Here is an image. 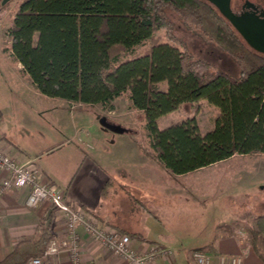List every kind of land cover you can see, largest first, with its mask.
Instances as JSON below:
<instances>
[{
	"label": "trees",
	"instance_id": "16d2710c",
	"mask_svg": "<svg viewBox=\"0 0 264 264\" xmlns=\"http://www.w3.org/2000/svg\"><path fill=\"white\" fill-rule=\"evenodd\" d=\"M167 8L236 59L241 73L212 70L181 49ZM162 30L168 42L155 37ZM7 34L12 58L45 96L114 111V102L129 93L146 120L149 144L143 152L173 174L235 155L264 154V54L207 0H21ZM146 40L150 46L135 52ZM201 99L218 108L211 130L202 134L196 115L159 127L160 118ZM258 218L251 238L264 259V215ZM53 238L52 226H44L37 241L0 264L43 257Z\"/></svg>",
	"mask_w": 264,
	"mask_h": 264
},
{
	"label": "crops",
	"instance_id": "0c3cea01",
	"mask_svg": "<svg viewBox=\"0 0 264 264\" xmlns=\"http://www.w3.org/2000/svg\"><path fill=\"white\" fill-rule=\"evenodd\" d=\"M1 14L2 11L0 16ZM21 66L23 68L22 64ZM23 72L24 79L29 78L32 83L24 68ZM32 92L45 97L38 90ZM61 102L60 107L68 109L71 113L73 110L91 108L89 105L65 99H61ZM69 105L78 108L71 109ZM0 108L2 109L1 106ZM106 116L111 119L109 115ZM9 119L3 112L0 121V150L20 164L35 162L42 178L64 190L74 208L85 210L99 225L109 226L129 235L132 246L138 252L156 254L151 264H196L193 252L200 249L208 251L213 256V264H219L220 256L238 255L244 248H248L249 253L244 257L243 264H264V259L251 238V231L257 227L258 217L264 215V210L257 209V201L264 202L263 153L235 155L182 175L173 174L151 159L153 165L164 170L171 180L163 185L159 177L156 185L154 184L155 189L148 187L147 183H142L146 195L163 196L165 200L162 205L153 203L147 205L138 199L144 211L158 217L156 207L161 206L164 207L166 216L172 220L176 210L175 203H187L186 208L190 207L191 210L186 215L195 220L194 224L206 231L210 228L212 230L208 237H204L203 233L182 245L175 240L164 243L150 238L142 231L140 216L118 218L116 222H111L96 213L94 197L88 198L86 190L90 185H96L95 190H98L105 182L104 174L91 157L83 158L78 151L68 147L70 140L58 142L46 139V141L42 135L37 136L32 126L39 129L42 126L37 125L36 120L26 112L14 117L13 124H8ZM82 129L76 127L75 133L78 134ZM79 140L82 141L81 138ZM0 176L3 175L0 173ZM134 180L137 183L140 181L135 178ZM29 192V187L11 188L0 198V262L18 247L27 248L28 244L37 241L44 226H52L54 238L57 240L65 238L67 234L63 213L49 201H43L36 207L28 206ZM188 204L195 205L196 208H191ZM204 219L206 221H202ZM212 223L216 224L213 226ZM76 230L80 237L83 264H129L92 238L83 226L79 225ZM165 249L173 252L161 253ZM58 260L60 264H69L67 252L61 253Z\"/></svg>",
	"mask_w": 264,
	"mask_h": 264
},
{
	"label": "rangeland",
	"instance_id": "374dc122",
	"mask_svg": "<svg viewBox=\"0 0 264 264\" xmlns=\"http://www.w3.org/2000/svg\"><path fill=\"white\" fill-rule=\"evenodd\" d=\"M244 1L233 0L234 9L239 11ZM20 2L21 0L9 2L0 16V106L5 115L10 118L8 124H13L14 117L26 112L36 120L37 125L42 126V129L32 126L37 136L42 135L45 140L58 142L70 140L68 147L78 151L83 158L91 157L104 174L105 182L98 190H95L96 185H90L86 192L88 198L93 199L94 197L96 213L104 220L116 222L118 218L127 219L140 216L139 223L142 231L146 232L150 238L164 243H168V240H175L182 245L203 233H205L204 237H208L212 231L211 228L206 231L194 224L195 220L186 215L191 210L190 207L186 208L187 203H175L176 210L174 216L172 215V220L166 216L164 207H156L158 215L156 217L146 213L139 203L138 199L147 205L164 204L163 196L146 195L141 185L147 183L148 187L155 189L154 184L156 185L155 182L159 177L163 185L167 184L171 178L160 167H155L154 162L152 163V160L142 152L143 149L148 148L149 144L146 120L143 112L133 108L129 93L114 102L117 106L114 112L108 111L101 104H96L89 109L73 110L71 113L68 109L60 107L62 98L38 96L32 92L37 89L32 86L29 78L24 79L21 64H15L18 62L9 52L11 40L7 29L13 23ZM166 14L173 24V34L181 42L179 45L181 49L185 48L196 58L205 60L212 70L221 69L234 75L241 73L236 59L213 42L203 38L198 31L189 29L177 12L167 8ZM155 37L160 38L161 42L169 41L164 30L157 32ZM150 44V40L144 41L136 46L135 52H143ZM160 87L164 89L166 85L160 84ZM69 106L71 109L78 108L77 106L73 108L74 105ZM217 113L218 108L215 105L201 99L194 104H181L177 110L160 118L158 123L163 129L173 123L184 122L191 115H196L200 132L204 134L213 127ZM106 115L110 116V121L120 122L132 132L119 134L105 128L101 125L100 119ZM78 126L83 129L76 134ZM134 178L140 180L139 183ZM199 200L202 201V198ZM254 200L256 201L257 198ZM257 202V209L264 210V202L260 200ZM188 205L196 208L195 205ZM190 221L192 224H187ZM215 224L212 223L213 226Z\"/></svg>",
	"mask_w": 264,
	"mask_h": 264
},
{
	"label": "built area",
	"instance_id": "2783aa9c",
	"mask_svg": "<svg viewBox=\"0 0 264 264\" xmlns=\"http://www.w3.org/2000/svg\"><path fill=\"white\" fill-rule=\"evenodd\" d=\"M0 173L3 175L0 176V198L8 189L29 187L28 206L36 207L43 201H49L63 213L65 219L67 232L65 238L61 240L53 238L47 245L44 256L32 258L28 264H60L58 258L63 252H67L69 264H83L80 237L76 230L79 225L103 247L122 257L129 264H151L154 260L156 254L138 252L132 246L129 235L122 234L112 227L99 225L85 210L74 208L64 190L42 178L35 162L20 164L0 150ZM172 252L170 249L161 251L163 254ZM248 253L249 249L244 248L238 255L220 256L219 264H243ZM193 259L196 264H213V256L206 250H195Z\"/></svg>",
	"mask_w": 264,
	"mask_h": 264
},
{
	"label": "water",
	"instance_id": "95a60500",
	"mask_svg": "<svg viewBox=\"0 0 264 264\" xmlns=\"http://www.w3.org/2000/svg\"><path fill=\"white\" fill-rule=\"evenodd\" d=\"M10 0H5L4 3ZM214 4L221 13L233 24L248 45L255 51L264 54V8H258L247 0L242 10L236 12L233 0H207ZM107 129L119 134L131 133L132 130L120 123L112 122L107 116L100 119Z\"/></svg>",
	"mask_w": 264,
	"mask_h": 264
},
{
	"label": "flooded vegetation",
	"instance_id": "af4514ba",
	"mask_svg": "<svg viewBox=\"0 0 264 264\" xmlns=\"http://www.w3.org/2000/svg\"><path fill=\"white\" fill-rule=\"evenodd\" d=\"M5 0H0V12L3 10L4 7H6V5L11 2L12 0L4 3ZM247 0H245L241 6V9L239 11L242 10V7L244 6V4L246 3ZM251 1L252 3H254L258 8L260 7H263L264 8V0H255V1H252V0H249ZM234 8V7H233ZM235 10V9H234ZM236 11V10H235ZM239 11H236V12H239Z\"/></svg>",
	"mask_w": 264,
	"mask_h": 264
}]
</instances>
